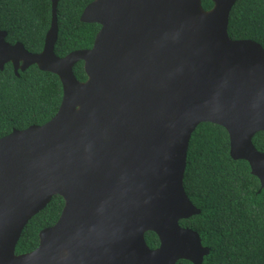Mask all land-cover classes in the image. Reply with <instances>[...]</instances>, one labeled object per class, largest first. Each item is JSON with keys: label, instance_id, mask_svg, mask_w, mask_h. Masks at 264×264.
<instances>
[{"label": "water", "instance_id": "1", "mask_svg": "<svg viewBox=\"0 0 264 264\" xmlns=\"http://www.w3.org/2000/svg\"><path fill=\"white\" fill-rule=\"evenodd\" d=\"M58 1L40 52L0 31V70L34 65L61 85L47 122L0 137V264H201L208 249L179 226L199 214L182 187L188 141L200 123L223 128L230 159L264 188V153L251 143L264 133V50L227 37L236 0H208L206 11L201 0H92L78 18L99 26L91 47L57 57ZM53 196L56 222L14 254Z\"/></svg>", "mask_w": 264, "mask_h": 264}, {"label": "trees", "instance_id": "2", "mask_svg": "<svg viewBox=\"0 0 264 264\" xmlns=\"http://www.w3.org/2000/svg\"><path fill=\"white\" fill-rule=\"evenodd\" d=\"M92 0H59L56 4L57 36L53 52L63 57L75 50L89 49L99 29L97 24L79 22L82 9ZM203 10L212 3L201 0ZM49 0H0V30L6 42H19L28 53L40 52L49 27ZM231 40H251L264 50V0H236L227 22ZM75 79L86 78L82 62L72 67ZM61 99L58 78L31 65L14 75L9 63L0 70V137L11 130L42 125L56 112ZM254 149L264 153V133L251 139ZM182 187L199 214L179 221L195 231L202 247L208 249L201 264H264V188H259L249 167L228 155V138L223 128L200 123L190 135ZM62 208L59 196L24 226L14 254L30 252L37 245V234L51 226ZM148 248L157 246L154 234L147 232ZM176 264H190L179 260Z\"/></svg>", "mask_w": 264, "mask_h": 264}, {"label": "flooded vegetation", "instance_id": "3", "mask_svg": "<svg viewBox=\"0 0 264 264\" xmlns=\"http://www.w3.org/2000/svg\"><path fill=\"white\" fill-rule=\"evenodd\" d=\"M201 8H202V7H201ZM0 31H2V30H0ZM2 32H5V31H2ZM5 34H6V32H5ZM5 38H6V35H5ZM5 38H4V40H5ZM5 42H6V40H5ZM6 43H7V42H6ZM15 43H19V42H15ZM15 43H13V44H15ZM8 44H9V43H8ZM13 44H10V45H13ZM5 64H6V63H5ZM9 64H10V63H9ZM10 65H11V64H10ZM62 205H63V202H62ZM57 218H58V217H57ZM56 220H57V219H56ZM55 222H56V221H55ZM55 222H54V223H55ZM54 223H53V224H54ZM53 224H52V225H53ZM179 226H180V224H179ZM180 227H183V226H180ZM183 228H186V227H183ZM189 229H190V228H189ZM191 230H192V229H191ZM145 233H147V232H145ZM145 233L143 234V239H144V235H145ZM150 233H152V232H150ZM152 234H154V233H152ZM154 235H155V234H154ZM155 237H156V235H155ZM156 239H157V237H156ZM144 242H145V240H144ZM145 244H146V243H145ZM146 246H147V245H146ZM157 246H158V239H157ZM157 246H156V247H157ZM201 246H202V245H201ZM147 247H148V246H147ZM156 247H155V248H156ZM155 248H152V249L148 248V249L153 250V249H155ZM201 263H202V262H201ZM175 264H176V263H175Z\"/></svg>", "mask_w": 264, "mask_h": 264}]
</instances>
